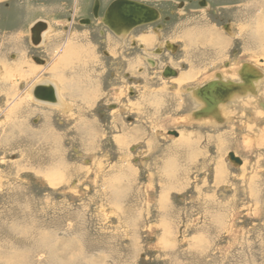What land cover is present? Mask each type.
<instances>
[{
  "label": "rangeland",
  "instance_id": "obj_1",
  "mask_svg": "<svg viewBox=\"0 0 264 264\" xmlns=\"http://www.w3.org/2000/svg\"><path fill=\"white\" fill-rule=\"evenodd\" d=\"M97 1L98 15L113 0ZM136 1L159 17L120 46L108 40L111 50L101 39L108 28L93 17L91 68L84 48L57 58L27 38L49 14L86 29L79 19L92 17L91 5L0 0V264H264V0ZM35 55L61 59L65 70H34ZM239 63L260 81L222 104L217 125L197 122L186 85ZM17 64L34 75L4 80V66ZM170 64L181 79L189 72L180 90L179 76H161ZM59 75L82 84L81 94L67 95L63 108L31 103L28 83ZM12 84L25 104L9 113Z\"/></svg>",
  "mask_w": 264,
  "mask_h": 264
},
{
  "label": "bare ground",
  "instance_id": "obj_2",
  "mask_svg": "<svg viewBox=\"0 0 264 264\" xmlns=\"http://www.w3.org/2000/svg\"><path fill=\"white\" fill-rule=\"evenodd\" d=\"M78 4V3H77ZM81 9V8H80ZM75 14V13H74ZM159 15H160V13H159ZM100 19H101V17L102 16H98ZM98 18V19H99ZM156 21V20H155ZM155 21H153V22H149V23H145V24H143L144 26H146V25H149V24H154V22ZM159 22V21H158ZM161 22V21H160ZM70 26V25H69ZM138 26H141V25H138ZM138 26H135L134 27V29L135 28H139ZM105 27V26H104ZM106 28V27H105ZM133 29V28H132ZM132 29L130 30V31H128V32H121V33H119V34H116L115 33V35L117 36V37H114L113 36V44L115 43L116 45H121V44H123L124 43V41H125V39H127V37H129V39H131V38H133V36L132 37H130V35H131V31H132ZM104 30V29H103ZM109 30V29H108ZM262 30V28L260 29V25L258 26V28H257V32H256V37H261V31ZM112 31V30H111ZM110 31V32H111ZM153 31V30H152ZM103 32V31H102ZM211 32V31H210ZM261 33V34H260ZM191 35V34H190ZM253 36H255V35H253ZM191 38H192V36H191ZM193 39V38H192ZM137 40V39H136ZM259 40V39H258ZM257 39H256V41H258ZM194 41V40H193ZM264 41V40H263ZM130 42V41H129ZM259 42V41H258ZM143 43H145V42H143ZM142 43V44H143ZM170 43V42H169ZM168 43V44H169ZM264 44V43H263ZM250 45V44H249ZM253 45H255V44H253ZM114 46V45H113ZM259 47V46H258ZM66 48H67V46H62V48L59 50V52L57 53V55L55 56V57H59V54H61V52H62V54H63V52L66 50ZM117 48V46H114V49H116ZM260 48V47H259ZM261 48H264V46H262ZM177 51V50H176ZM121 52V51H120ZM143 57V56H142ZM145 57V56H144ZM59 58H62V57H59ZM152 58V57H151ZM154 58V57H153ZM54 59H56V58H54ZM54 59H52V61L50 62V64L49 63H45V64H42V65H34V64H32L33 66H32V68L34 69V70H41V66H43V67H49V65H51L52 67L54 66L53 64H54V62H53V60ZM58 63L59 62V60H57V61H55V63ZM131 62H133V60H129L128 61V63H129V65H130V63ZM153 62H155L154 60H153ZM261 63V62H260ZM60 64V63H59ZM155 64V63H154ZM240 64V63H239ZM253 64V63H252ZM155 66V65H154ZM241 66H242V64H240V65H233L232 67H230V68H232L231 70H228V69H226L225 68V70L223 71V73H222V75L221 74H216L215 76H212L213 78H210V79H208V80H206V82H208V81H211V80H213V79H218V78H221L222 80H228L227 79V77L229 78L230 76H231V78H236L235 80H236V82H238V81H240L241 82V79H240V76H239V71H240V69H241ZM260 66V65H259ZM263 66V65H262ZM12 67H16L15 68V70H13V68ZM60 67V66H59ZM173 67V66H172ZM20 68H22V66H20ZM25 68L27 69V70H29V72H27V70L26 69H21L19 72H18V64L17 65H13V66H4V68H3V79L4 80H10V81H15V82H17V80L19 79V78H23V77H29V76H31V74H33L34 75V73H33V69L31 68V67H27V66H25ZM162 68V67H161ZM160 68V69H161ZM229 68V69H230ZM257 68V67H256ZM11 69H12V72L14 73L16 70H17V72H18V75H17V73H16V76H14V77H12L11 76ZM44 69V68H43ZM42 69V70H43ZM22 70H24V72H22ZM26 70V71H25ZM221 70H223V69H221ZM140 71V70H139ZM161 71V70H160ZM175 71V70H174ZM193 71V70H192ZM244 71V73H245V75L246 76H248L249 77V79L251 80V82L249 83V86H250V88H251V90L256 86V84L260 81V79H261V77L262 76H259L258 74H257V71L256 70H253V66H251V65H249V63H246V65H245V69L243 70ZM41 73V72H40ZM162 73V72H161ZM189 73V72H188ZM163 74V73H162ZM175 74H176V71H175ZM174 74V75H175ZM182 74V73H181ZM160 75V74H159ZM179 76L180 75V73L178 74V72H177V74H176V76ZM40 76V75H39ZM41 77V76H40ZM191 77V76H190ZM188 78H189V76H188ZM188 78L186 79V75H185V77H183L182 79L180 78V76H179V78L178 79H180L179 81H177L178 83H177V87H179V90L181 89V84H183L186 80H188ZM43 79V78H42ZM162 79H163V77H162ZM175 79H176V77H175ZM170 80V79H169ZM229 80H231V79H229ZM53 81V80H52ZM164 81V80H163ZM232 81V80H231ZM14 82V83H15ZM40 82H42V84L43 83H45V81H43V80H41L40 81V78L38 77H35L34 79H33V81L31 82V83H28L29 85H27L26 87H25V89H24V93H26V94H28L29 96H30V98H32V100H33V102H31V103H35V104H39V105H43V104H46V105H48V106H56V107H60V108H63V107H68V105L66 104V102H65V100L63 99V97H62V95H61V92H60V86H59V84H56V82H54L55 83V85H56V88H55V91H56V93H57V95H56V98H57V100H58V102L57 103H55V104H53V103H51V102H53L52 100H50L49 101V99H47V97H46V95H45V91H44V97H42V94L41 95H38V93H42L43 92V90H42V84L40 83ZM166 82V81H165ZM206 82H203V83H201V84H199V85H197V86H194L193 88L191 87V88H189L190 86H188V85H186L187 87L185 88V90H186V92H188V90H190L188 93H191L192 92V95H193V97H195V99H190V101H187V99H186V106L187 107H193V106H195V110H198V109H201L203 106H204V103H203V101H202V99L201 98H199V97H197L196 95H195V91L199 88V87H201L203 84H205ZM264 83V82H263ZM46 84H48V83H46ZM195 84V83H194ZM261 84H262V82H261ZM54 85V86H55ZM260 85V84H259ZM258 85V86H259ZM264 85V84H263ZM1 86V85H0ZM6 86V85H5ZM16 86H18V85H13L12 84V86H11V89H12V91H13V93L11 94L12 96H11V98H13L12 100H11V103L13 104V109H11V108H7V110H8V112L10 113L11 111L13 112L14 111V107L15 108H19V107H21L22 105H24L25 104V102H24V99H25V97L24 96H22V93H23V91H21V93H17V89H16ZM47 86V85H46ZM165 86V85H164ZM262 87V86H261ZM1 88V87H0ZM35 88V89H34ZM245 88H247V90L249 89L248 87H246L245 86ZM259 88H260V86H259ZM163 89V88H162ZM184 89V88H183ZM179 90L177 91H175V93H176V95H177V98H179L178 96V94H180L179 93ZM184 90V91H185ZM250 90V89H249ZM260 90V89H259ZM11 91V90H10ZM143 91V90H142ZM155 91V90H154ZM158 91V90H157ZM164 91V90H163ZM162 91V92H163ZM150 92V91H149ZM160 93H161V91H159ZM264 91H262V93H263ZM55 93V94H56ZM148 93V92H147ZM151 93V92H150ZM153 93V92H152ZM53 94V99H54V93H52ZM157 94V93H156ZM155 94V95H156ZM170 94V93H169ZM173 94V93H172ZM186 94V93H185ZM144 91L143 92H141V93H139V96L141 97V100H143V97H144ZM160 95V94H159ZM164 95H166V94H164ZM175 95V94H174ZM191 95V94H190ZM192 95L190 96V97H192ZM243 94H241V93H238V92H236V94H232V95H230L229 96V98H228V100L231 98V99H233V98H237V97H241ZM247 95V94H246ZM264 95V94H263ZM147 96H149V94H147ZM170 96V95H169ZM152 97V96H151ZM153 98V97H152ZM246 98V97H245ZM139 99V98H138ZM137 99V100H138ZM241 99V98H240ZM9 100H10V98H9ZM174 100V99H173ZM176 100V102H177V99H175ZM184 100V97H180V100L178 99V102H177V106L178 107H180V106H182V101ZM251 100V99H250ZM255 100V99H254ZM47 101V102H46ZM136 101V100H135ZM138 101H140V100H138ZM145 101V100H144ZM185 102V101H184ZM229 102H230V100H229ZM228 102V103H229ZM51 103V104H50ZM131 103V102H130ZM142 104H143V102H141ZM224 102H220V103H218L217 105H216V107L214 108L215 110L213 111L214 113H211L210 115H207V116H200V117H197V118H195L194 117V119H196V121L197 122H201V123H204V124H208V123H213V124H215V125H217L216 124V122L213 120V118H215V116L217 115L218 117H217V120H219L220 118L219 117H221V114L222 113H220V107L222 106V104H223ZM238 103V102H237ZM254 103V102H253ZM11 104V105H12ZM138 103L136 102H132L131 103V105H132V107L133 108H141V107H143L142 106V104L140 105V107L137 105ZM150 104H152V102H150ZM196 104V105H195ZM7 105V104H6ZM154 105V104H153ZM152 105V106H153ZM231 105V104H230ZM240 105V104H239ZM245 105V104H244ZM10 106V105H9ZM226 106V105H225ZM146 107V106H145ZM227 107V106H226ZM225 107V108H226ZM194 108V107H193ZM192 108V109H193ZM228 108V107H227ZM136 110V109H135ZM156 110V109H155ZM140 111V110H139ZM157 111V110H156ZM222 111H224V110H222ZM256 111V110H255ZM218 113H219V115H218ZM256 113V112H255ZM225 118V117H224ZM185 121V120H184ZM218 122V121H217ZM174 123H179L178 121H175ZM263 131V130H262ZM263 135V134H262ZM182 136V135H181ZM177 137H179V136H177ZM176 137V138H177ZM229 137V136H228ZM175 138V137H174ZM58 139V138H57ZM262 140H263V138H262ZM181 146V145H180ZM174 147L177 149L178 148V146L177 145H174ZM178 151V150H177ZM180 152V151H179ZM184 154V153H183ZM184 156V155H183ZM193 156V155H192ZM236 156V155H235ZM238 157V156H237ZM48 158V157H47ZM183 158V157H182ZM181 159V158H180ZM205 160V159H204ZM168 161V160H167ZM242 162V161H241ZM240 162V163H241ZM65 164V163H64ZM49 166H51V165H49ZM64 167V166H63ZM54 168V167H53ZM184 169V168H183ZM53 170V169H52ZM49 182V181H48ZM48 184V183H47ZM21 199V198H20Z\"/></svg>",
  "mask_w": 264,
  "mask_h": 264
},
{
  "label": "crops",
  "instance_id": "obj_3",
  "mask_svg": "<svg viewBox=\"0 0 264 264\" xmlns=\"http://www.w3.org/2000/svg\"><path fill=\"white\" fill-rule=\"evenodd\" d=\"M47 1H49V5H51L52 7L54 6H56V5H58V4H61V3H63V2H68V1H70L71 3L73 2L74 4H77V3H79V1H81L80 2V4H81V8H84V10L86 11V12H88V11H90L89 10V8H90V5L92 4V0H47ZM202 1H204L203 2V6H205L206 4H207V6H209V5H211L212 4V1L213 0H202ZM86 2H87V4H86ZM41 4H43V8L41 9V11H45L44 10V8H46V6L48 5V2H47V4H45V3H41ZM87 5V6H86ZM222 5V4H221ZM224 5V4H223ZM38 12V11H37ZM19 14H21L20 12H19ZM85 16H88V14L87 15H84L83 17H85ZM64 17H66V15H61V17H60V15H56V16H54L53 14H49L48 16H45V17H39V18H36V19H34L33 20V24L30 26V27H28L29 29H30V34H29V36L27 37L29 40L31 39V42L34 44V45H36L37 47L39 46V48H41L43 51H52V50H60L61 48H62V46H68L67 48H69V49H73L74 48V50H78V49H85V51H87L89 54H88V56H89V62L91 63V68L93 67V66H96L97 65V63L95 62V61H93V58H92V54H90V51L92 50V49H94V50H96V39H97V35H96V31L95 30H92L91 28V26L94 24L93 22V24L91 23L90 25H87V28L86 29H79V28H74L73 30H72V26H71V24H70V22H71V17L69 18V17H67V19L65 20V23H63L64 21H63V19H64ZM101 20V19H100ZM41 22L40 23V25H38V26H40V27H38V26H36L37 24H38V22ZM55 21L56 22H59V23H57V26L58 27H56L55 28ZM63 21V22H62ZM70 25V26H69ZM25 26V25H24ZM53 26V27H52ZM94 26V25H93ZM38 27V30L37 29H35V28H37ZM36 30V31H35ZM16 33V34H15ZM13 35H15V37L17 38L18 37V33L15 31L14 33H13ZM113 36L115 37V35L112 33V32H110V31H108V30H106L105 31V33L103 34V36L101 37V39H104V41H102V42H104L105 44H107V46H108V49L109 50H111V48H110V46L108 45V40H110V41H112L113 42ZM144 36H146V35H144ZM15 38V39H16ZM19 38V37H18ZM25 38V37H24ZM100 38V37H99ZM16 41V40H15ZM20 46H21V43L23 44V42H24V39H21L20 38ZM24 46H26V45H24ZM24 46H22V47H24ZM70 46V47H69ZM28 48V47H27ZM66 48V49H67ZM114 48V47H113ZM90 51H89V50ZM18 53H20V50H18L17 51ZM110 52V51H109ZM48 53H50V52H48ZM56 53H58V52H56ZM61 54H62V52H61ZM61 54H59V55H61ZM66 54V52L64 51L63 52V55H61V56H66L65 55ZM57 55V54H56ZM56 55H54V56H56ZM40 56V55H39ZM60 56V57H61ZM42 59H43V63L42 62H40V61H36L35 59H34V57H33V60L37 63V64H45L44 63V61L46 62V63H49L48 61H47V59L44 57V56H40ZM51 57V56H50ZM49 60V59H48ZM74 59H72V60H70V61H73ZM59 62H60V64H59ZM59 62L58 63H56V65H54L53 67L51 66V65H49V67L48 68H51L52 67V70H58V71H64L65 69H64V67L61 65V59H59ZM89 63V64H90ZM197 63H199V61L197 62ZM50 64V63H49ZM55 64V63H54ZM60 66V67H59ZM170 66L172 67L173 65L172 64H170ZM172 69H174L175 71H176V74H177V72H178V74L180 73L179 71H177V68L175 67V66H173L172 67ZM174 71V72H175ZM163 73V72H162ZM161 73V76H163V74ZM176 74L175 75H171L173 78H177L178 77V75L176 76ZM189 73H184L183 75H188ZM65 76V75H64ZM171 76H169V77H171ZM58 79H57V78ZM55 77V79L53 80V81H50V82H48V81H45V83H41L43 86H46L47 85V87H50V88H52V90H53V93H54V99L52 100V101H55V100H57V98H56V95H57V93H56V91H55V88H56V85H55V83L54 82H56V84H59L60 86H61V95L64 97L63 99H65V97L67 96V95H69L71 92H73V93H79V94H81V92H82V87H83V85L82 84H80V83H76V82H69V83H65V82H62V75H59V76H56ZM164 77H166V76H164ZM46 83H48V84H46ZM89 84V83H88ZM55 85V86H54ZM87 85V84H86ZM94 85L95 86H99V84L96 82H94ZM85 86V85H84ZM92 87V86H91ZM35 89V88H34ZM63 89V90H62ZM56 93V94H55ZM38 95H41L40 93H38ZM81 97V96H80ZM188 101V100H187ZM192 112V111H191ZM176 134H177V132H176Z\"/></svg>",
  "mask_w": 264,
  "mask_h": 264
},
{
  "label": "water",
  "instance_id": "obj_4",
  "mask_svg": "<svg viewBox=\"0 0 264 264\" xmlns=\"http://www.w3.org/2000/svg\"><path fill=\"white\" fill-rule=\"evenodd\" d=\"M94 15L97 14V4L93 8ZM159 17V11L145 3L136 0H113L104 11L101 21L114 33L128 32L132 28L145 23L153 22ZM246 63H243L239 71L241 82L222 80L221 78L213 79L206 82L195 91V95L202 99L204 106L201 109L195 110L193 116L195 118L207 116L214 113V108L220 102L228 100L232 94L251 91L249 83L251 80L245 75ZM175 72L170 67H165L163 76L174 75ZM248 87L249 89L247 90ZM43 92L47 99L53 100V90L50 87L42 86ZM41 94V93H40ZM42 97H44L42 95ZM216 117H218L216 115ZM172 133L176 134L175 131ZM228 157L235 164H240L241 159L234 155L233 152L228 153Z\"/></svg>",
  "mask_w": 264,
  "mask_h": 264
},
{
  "label": "flooded vegetation",
  "instance_id": "obj_5",
  "mask_svg": "<svg viewBox=\"0 0 264 264\" xmlns=\"http://www.w3.org/2000/svg\"><path fill=\"white\" fill-rule=\"evenodd\" d=\"M112 1H110L109 3H108V5L111 3ZM203 2L204 1H202V0H198V3H199V5H201L202 6V4H203ZM95 4H97V13H98V11H99V9H100V7H99V2L97 1V0H92V4H91V8H90V10H91V14H92V17H89V16H85V18L84 19H82V18H80L79 20L81 21V22H83V23H86V25H90L92 22H93V17H96V18H99L98 16H102L103 15V12L106 10V8L108 7V5H107V7L105 6V9L102 11V13L101 14H96V15H94V13H93V8H94V6H95ZM40 21L38 22V24L36 25V26H38V25H40ZM38 27H40V26H38ZM38 27L37 28H35V29H37L38 30ZM107 27V26H106ZM108 28V27H107ZM109 29V28H108ZM36 31V30H35ZM109 31H111L110 29H109ZM114 35H115V33L113 32V31H111ZM132 32V31H131ZM115 37H117L116 35H115ZM103 41H104V39H102ZM134 46H136V45H134ZM138 47H139V45H138ZM141 56V55H140ZM34 57V59L36 60V61H40V62H43V59L42 58H40V57H38V56H33ZM130 58V59H129ZM128 59L129 60H132V57H128ZM152 64V63H151ZM130 65L132 66V62L130 63ZM141 66V65H140ZM166 67H170L171 69H172V67L171 66H169V65H167ZM165 68V67H164ZM164 68H163V70H162V72L164 71ZM139 70H140V68H139ZM173 71H174V69H172ZM44 92H42L41 94L44 96V94H43Z\"/></svg>",
  "mask_w": 264,
  "mask_h": 264
}]
</instances>
